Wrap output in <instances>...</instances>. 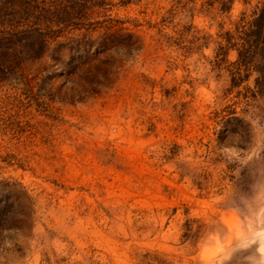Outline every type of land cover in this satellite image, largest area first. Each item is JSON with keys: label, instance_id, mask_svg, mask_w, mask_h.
<instances>
[{"label": "rangeland", "instance_id": "374dc122", "mask_svg": "<svg viewBox=\"0 0 264 264\" xmlns=\"http://www.w3.org/2000/svg\"><path fill=\"white\" fill-rule=\"evenodd\" d=\"M204 1L0 0V264H264V0Z\"/></svg>", "mask_w": 264, "mask_h": 264}, {"label": "trees", "instance_id": "16d2710c", "mask_svg": "<svg viewBox=\"0 0 264 264\" xmlns=\"http://www.w3.org/2000/svg\"><path fill=\"white\" fill-rule=\"evenodd\" d=\"M232 1L217 0L218 9L221 11L228 10ZM236 31L243 36L241 46L237 48L238 58L245 64H251L256 70L258 73L255 78V84L258 87L257 93L264 96V8L260 9L259 13L248 22V25L243 30L236 29ZM228 33L229 37H226L225 40L231 38V32ZM26 35H33L36 38L28 46L29 49L38 48V51L43 50L42 42L45 41L41 36L34 33ZM4 66V61L0 59V69H5Z\"/></svg>", "mask_w": 264, "mask_h": 264}, {"label": "crops", "instance_id": "0c3cea01", "mask_svg": "<svg viewBox=\"0 0 264 264\" xmlns=\"http://www.w3.org/2000/svg\"><path fill=\"white\" fill-rule=\"evenodd\" d=\"M210 1H211V0H210ZM211 2H212V1H211ZM213 2H214V4H215L214 7H216V8L218 9V6H217V0H214ZM201 3H202V2H201ZM204 3L207 4L208 2H206V0H205V1L203 2V4H204ZM212 5H213V4H212ZM212 5H210V6L205 5V7H207V9L210 10ZM220 11H221V10H220Z\"/></svg>", "mask_w": 264, "mask_h": 264}]
</instances>
